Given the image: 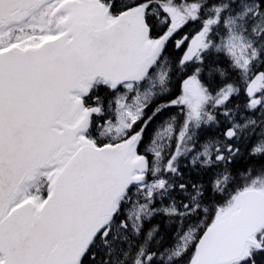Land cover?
<instances>
[{
    "label": "snow or ice",
    "instance_id": "1",
    "mask_svg": "<svg viewBox=\"0 0 264 264\" xmlns=\"http://www.w3.org/2000/svg\"><path fill=\"white\" fill-rule=\"evenodd\" d=\"M0 264H264V0H0Z\"/></svg>",
    "mask_w": 264,
    "mask_h": 264
},
{
    "label": "trees",
    "instance_id": "2",
    "mask_svg": "<svg viewBox=\"0 0 264 264\" xmlns=\"http://www.w3.org/2000/svg\"><path fill=\"white\" fill-rule=\"evenodd\" d=\"M174 54V53H173Z\"/></svg>",
    "mask_w": 264,
    "mask_h": 264
}]
</instances>
